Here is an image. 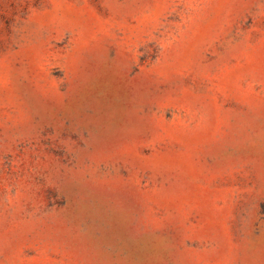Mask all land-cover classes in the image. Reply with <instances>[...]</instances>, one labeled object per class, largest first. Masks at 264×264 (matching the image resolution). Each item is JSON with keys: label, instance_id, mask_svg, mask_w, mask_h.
Returning a JSON list of instances; mask_svg holds the SVG:
<instances>
[{"label": "rangeland", "instance_id": "obj_1", "mask_svg": "<svg viewBox=\"0 0 264 264\" xmlns=\"http://www.w3.org/2000/svg\"><path fill=\"white\" fill-rule=\"evenodd\" d=\"M0 264H264V0H0Z\"/></svg>", "mask_w": 264, "mask_h": 264}]
</instances>
